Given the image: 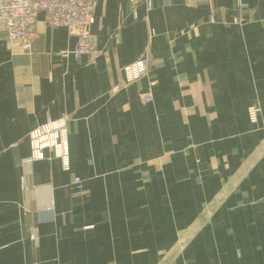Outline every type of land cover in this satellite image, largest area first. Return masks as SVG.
<instances>
[{"label":"crops","instance_id":"crops-1","mask_svg":"<svg viewBox=\"0 0 264 264\" xmlns=\"http://www.w3.org/2000/svg\"><path fill=\"white\" fill-rule=\"evenodd\" d=\"M94 10L95 64L43 12L30 53L0 30V264H264V0ZM146 45L147 73L111 92ZM63 114L70 170L23 164Z\"/></svg>","mask_w":264,"mask_h":264},{"label":"built area","instance_id":"built-area-1","mask_svg":"<svg viewBox=\"0 0 264 264\" xmlns=\"http://www.w3.org/2000/svg\"><path fill=\"white\" fill-rule=\"evenodd\" d=\"M99 0H0V30H5L9 43L18 46L22 52L30 53L32 43L36 37V15L43 12L44 23L50 26H62L69 34L75 36V46L71 51L74 58L79 61L87 56L88 64H95L97 58L102 55L101 50L96 48V36L91 25L94 22L95 7ZM210 20H212L210 18ZM154 35L151 30L149 39ZM150 43V42H149ZM148 46L146 45L143 55L135 61L124 64L121 68V84L111 88V92L133 82L147 73L149 60L147 59ZM150 85H154L151 81ZM150 93H142L140 100L150 101ZM248 117L250 122L255 123L261 112L257 104L248 105ZM70 116L63 114L58 118H48L42 124L30 128L28 132V144L30 153L22 159L26 164L34 160H43L46 151L60 161L61 168L70 170L69 152V128ZM75 188H82L83 180L79 176L73 177ZM26 189V187H24ZM34 238V235H31Z\"/></svg>","mask_w":264,"mask_h":264}]
</instances>
